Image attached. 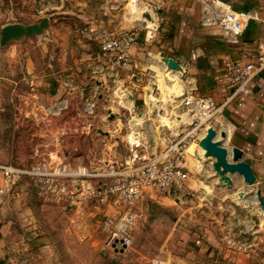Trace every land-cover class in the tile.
I'll use <instances>...</instances> for the list:
<instances>
[{"label": "rangeland", "instance_id": "1", "mask_svg": "<svg viewBox=\"0 0 264 264\" xmlns=\"http://www.w3.org/2000/svg\"><path fill=\"white\" fill-rule=\"evenodd\" d=\"M49 1L52 0H0V32L5 24L37 22L33 31L27 34L33 38L31 41L25 39L19 44L10 45L0 39V164L29 168L46 159L47 168L56 170L63 165L68 172L65 176L67 180L85 178L96 183L101 177L95 173L104 165V159H120L128 153L125 133L133 121L127 122L130 117L127 107L132 99L129 96L127 99L125 94L131 93L133 101L138 105L143 102V88L152 90L151 84L128 87L123 80L109 82L101 91L106 99H101L97 92L86 93L87 97H91L90 103L94 102L92 111L83 107V102L89 99L74 100L73 97V100L70 98V104L63 106L41 105L37 100L50 97L49 93L47 97L44 95V89L52 81L59 82L52 73L55 72L53 74L57 76L56 71L62 68L63 59L66 63L68 61L82 66L84 58H76L83 47L80 43L84 36L80 32L82 27L94 23H103L113 28L135 24L144 35V23L140 17L131 19L127 4L133 0H91L93 4L88 13L97 18L94 22L82 18L79 4H70L76 0H65L69 4L67 9L49 8V5L46 6ZM158 31L159 27L155 38ZM51 35H56L57 41H51ZM68 44L72 49L69 59L63 57L64 47ZM184 76H174L175 80H171L174 79L172 77L170 82H166L165 78L164 83L159 80L160 95L148 93L151 107L155 108L156 120L160 125L167 124L173 131L179 125L174 126L169 111L161 113L159 108L171 97L172 93L166 88L171 84L183 85L181 79ZM123 88L126 92L122 91ZM66 97L61 93L59 100ZM104 107L112 109L113 121L110 119L109 122V116H106V121L103 120ZM36 113L50 114L54 118L53 138L48 140L47 150H38L35 146L36 136L32 132L37 123L31 121L30 115ZM176 115L182 118L188 116L184 112ZM63 119H67L69 124L63 123ZM152 121L145 120L142 124L151 125ZM83 128L85 133L80 131ZM100 128L113 130L112 134L105 138L99 135ZM164 128V131H168L166 126ZM193 141L191 139L189 143ZM185 158L190 176L185 181L189 184L186 191L171 196L154 190V198L151 200H145V197L139 199L134 207L136 214L130 229L131 241L122 251L108 243L112 224L119 219L125 208L122 202L114 200L113 195H109L107 200L90 196L77 207L66 208L62 202L38 194L27 175H22L12 184L6 183L0 169V181L5 184L7 212L15 213L23 202L30 201L37 219L36 225L31 228L29 225L33 222L13 219V227L5 234L1 245L5 256L11 247H22L29 254L31 264H220L216 256L194 249L191 246L193 237L201 234L213 220L220 230L237 223V212L241 214L238 205L246 210H251L250 205H253H246L238 196L243 194L246 198L254 197V183L246 184L242 180L240 184L239 180L228 187L220 184L212 168L214 157L205 155L198 141L190 146L188 152L185 151ZM234 175L238 179V174ZM22 190L26 193L20 197ZM230 203L234 206L232 212L228 211L232 207ZM256 205L260 208L259 204ZM229 216L232 218L229 219ZM252 216L258 223V217L261 216ZM82 223L86 225L85 230L81 229ZM261 223H264V219ZM35 233L36 237L44 235V241L37 245L30 242ZM5 264L11 263L5 258Z\"/></svg>", "mask_w": 264, "mask_h": 264}, {"label": "crops", "instance_id": "2", "mask_svg": "<svg viewBox=\"0 0 264 264\" xmlns=\"http://www.w3.org/2000/svg\"><path fill=\"white\" fill-rule=\"evenodd\" d=\"M228 1L236 9H245L255 13V16L249 19L238 42H226L217 27L202 25L199 22V4L197 1L165 0L158 9L161 19L156 38L154 37L152 41L146 42L144 41L143 32L138 31L136 40L130 47V60L125 67L112 71L101 70L97 41L83 36L80 39L83 47L79 50V56L76 57L80 59L84 58L82 66L75 63L71 64L68 61L66 63L63 59L62 68L56 71L57 76L53 74L55 72L52 73L54 79L59 82L52 81L49 83L48 88L44 89V95L47 97L49 93L50 97H44L45 99L40 98L37 102L47 106L52 104L61 105V102L65 99L67 104H70V98L73 100V97H75L74 100L78 98L90 100L91 97H87L86 93L92 91L93 93L97 92L98 95L100 94L101 99H106L102 96L101 91L112 81L119 82L123 80L127 82L126 86L128 87L129 85L134 87L138 84L143 85V87L148 86L153 81H156L154 72L149 69V65L154 63L162 67L156 59L149 55L150 52L157 50H161L165 55L173 56L186 67V75L181 80L188 87L194 86L195 94L201 96L209 95L216 101H222L230 90L224 67L225 62L229 59L254 61L257 57V46L260 43L264 44V0ZM47 3L46 6L49 5V8L62 7L63 9H67L69 5L65 0H57L56 2L52 0ZM70 4H79L78 10H81L80 14H82L83 19L91 22L97 20L94 15L88 13L93 1L76 0L73 3L70 2ZM36 24L37 22H13L5 24L1 28L0 39L3 43L8 42L10 45H15L17 42L19 44L20 41H25V39L31 41L33 38H30L27 34L29 35V32L33 31L32 28L36 27ZM41 35L39 36L41 37ZM57 38L56 35H51V41H57ZM73 40L76 41L75 38ZM154 41L155 43L153 44ZM69 47V44L64 47L63 55V57L67 56L68 59L72 56V49ZM76 62H78L77 59ZM146 90L143 88V102L141 101L142 103L138 104H142V107L139 106V110L147 112L149 116L148 120L153 119V121L151 125H145L142 128L144 134L143 145L137 149H146V152H152L164 147L166 137L172 135L174 132L167 124L160 125L158 120H156V115L151 112L149 107L152 104L148 97V93H151V90L148 88ZM122 91L126 92L124 88ZM61 93L67 97L59 100ZM145 93L146 101L149 105L144 103ZM54 95L56 97H53ZM88 102H91V100ZM88 102H83L84 109ZM223 111L226 120L232 127L225 145H236L242 149L241 158L250 165L256 178L254 189L259 188L261 195L264 197V69L252 79L250 92L231 98ZM30 118L31 121L37 123L32 132L36 136L35 146L38 150H47L48 140L53 138V115L36 113L31 114ZM62 121L63 123H68L67 119H63ZM164 126H166V129L168 128V131H164ZM80 131L85 133L84 128L80 129ZM65 132L66 130L63 133ZM103 133L100 132L99 135L105 138L108 137V134L104 133V135ZM51 143L53 142L51 141ZM237 176H239L238 179H235V175L232 174L231 185L235 181L240 180V184L243 182L242 176L239 174ZM186 185L189 186L187 182ZM21 187L24 189V186ZM4 190L5 184L3 181H0V264H5L6 254L1 245L5 234L10 232L13 227V219H27L30 223L33 222L32 225H29V228L35 226V221L37 220L35 218L36 213L33 212V204L31 205L30 201H25L22 206L17 207L15 210L16 214L12 213V211L8 213ZM21 193L20 197L26 191L22 190ZM63 206H66V208L70 207L65 204ZM230 206L232 207H229L228 211L232 212L234 206L231 203ZM238 206L241 207L239 211L243 215H239L237 212V223L232 221L234 225L220 230L216 228L215 221L213 220L209 226L205 227L204 231H201V234L193 235L191 246L194 249L204 250L210 256H216L215 259L220 264H264V234L262 233L264 223H261L262 219H264V211H261L256 204L250 205L251 210L242 209V206ZM252 215L261 216L258 217V223L253 220ZM230 218L232 216H229ZM249 230H251L250 233ZM229 231H233L235 234L247 231L246 234L251 244L250 248L248 250H241L229 244L226 241V234ZM36 234L33 235L30 241L33 245L44 241V235L36 237Z\"/></svg>", "mask_w": 264, "mask_h": 264}, {"label": "built area", "instance_id": "3", "mask_svg": "<svg viewBox=\"0 0 264 264\" xmlns=\"http://www.w3.org/2000/svg\"><path fill=\"white\" fill-rule=\"evenodd\" d=\"M143 1L149 15L157 22V26L153 27L151 25L152 19L149 20L150 16H143L140 19L144 23V41L150 42L158 30L161 19L158 9L165 0ZM195 1L199 4V22L205 26L217 27L226 42H238L249 19L255 16L252 11L234 8L228 0ZM138 30L135 24L129 27L113 28L103 23H94L85 25L80 29V32L82 35L97 41L101 70L112 71L125 67L129 62L130 47L136 40ZM257 50V57L254 61L229 59L225 62L224 67L230 90L222 101H216L209 95L195 94V87H188L184 83L185 90L181 97H169L167 103H165L167 108L160 107L159 110L161 113L166 112V110L169 111L168 115L175 122L182 123L179 125L180 131L168 135L164 147L159 150L146 152V149H137L143 145L144 134L142 128L145 125L142 122L148 120L149 116L144 110L141 111L140 117L136 115L137 111H140L139 105L133 101L132 94L129 95L132 97V103L127 107L130 112L127 122L133 121L125 133V145L128 148V153L120 159H104V165L95 173L101 177L96 183L85 178L67 180L65 176L68 172H66L65 167L62 165L56 170L47 168L46 159L29 168L0 164L4 181L12 184L22 175H27L38 194L74 207L80 205L82 201L90 196H94L98 200H107L109 195H113L114 200L122 202L125 208L119 219L112 224L108 243H111L114 249H118L122 245H128L131 241V224L136 214L135 203L143 197L154 198V190L171 196L185 192L188 187L185 181L189 172L185 164L186 144L191 139L198 141L209 126L214 127L216 132L225 131L230 126L223 111L225 105L234 96L248 94L252 79L264 69V44L260 43ZM154 82H157V80L153 81L151 85ZM151 92L154 95H160V86L157 85L154 89L152 88ZM144 103H146L145 100ZM63 105H67L65 99L61 102V106ZM93 106L94 103L88 102L85 109L92 111ZM104 109L103 120L106 121L105 118L110 115L112 109L109 107H104ZM151 112L154 113L152 109ZM182 112H185L188 116L190 115L185 122L181 117L179 119L175 118L177 113ZM117 119L119 118L117 117ZM109 122H111L110 118ZM101 130L107 131L109 135L113 131ZM133 137H136V140L132 139ZM79 174L85 175L87 173ZM247 231L236 234L229 231L226 234V241L235 248L248 250L251 244L246 234ZM6 259L11 264H31L29 254L22 247H11Z\"/></svg>", "mask_w": 264, "mask_h": 264}, {"label": "water", "instance_id": "4", "mask_svg": "<svg viewBox=\"0 0 264 264\" xmlns=\"http://www.w3.org/2000/svg\"><path fill=\"white\" fill-rule=\"evenodd\" d=\"M145 16L149 17L150 15L149 13H145ZM149 55L156 59L162 66L160 67L153 63L149 65V69L154 72V76L157 80V82H154L151 85L153 89L157 87V85L159 86V80H161L162 83L165 82V73L167 72H175L179 76H184L186 74V67L173 56L165 55L161 50L150 52ZM184 90V84L177 85L174 87L171 97H181L184 94ZM139 106H142V104ZM137 113L141 116L142 112L137 111ZM113 116V113H110L109 118L112 119ZM175 118L179 119L180 116L175 115ZM99 131L108 134L107 131H102L101 129H99ZM219 132L220 135L224 137L225 132L223 130H220ZM216 133V129L209 126L204 135L198 139V142L204 148L205 155L214 157L212 168L216 171L219 180L218 182L229 186L232 183L231 174H239L242 176V179L246 184L255 183L256 178L250 165L241 158L243 153L242 149L236 145H225L221 139L215 137ZM253 194L258 200L259 206L264 210V197L261 195L260 189H254ZM124 247L125 245H122L120 250L122 251Z\"/></svg>", "mask_w": 264, "mask_h": 264}, {"label": "bare ground", "instance_id": "5", "mask_svg": "<svg viewBox=\"0 0 264 264\" xmlns=\"http://www.w3.org/2000/svg\"><path fill=\"white\" fill-rule=\"evenodd\" d=\"M127 8H128V10H129V14H130V16H131V19H133V20H135V19H138L139 17L140 18H143V16H145V13H149V11H148V9L144 6V4L143 3H141L140 2V0H133L132 1V3L131 4H127ZM152 19V20H151ZM149 20H151V25L153 26V27H155V26H157V22L155 21V20H153V18L150 16V18H149ZM168 73H170V72H167V73H165V78H167V80H166V82H170V79L173 77V76H175V77H178V74L176 73V74H171V75H169ZM173 73H175V72H173ZM178 85H179V83H178ZM177 85H174V84H171V86H168L167 88H166V90L169 92V93H172V91H173V89H174V87H176ZM152 87V86H151ZM146 93H147V91H146ZM131 94V93H130ZM129 93H126L125 95H127V99H128V96L130 95ZM170 95V94H169ZM130 97V96H129ZM131 99H132V97H130ZM171 98V97H170ZM145 99V101H146V98H144ZM128 102V101H127ZM132 103V102H131ZM146 103H147V101H146ZM127 104H129V102L127 103ZM130 105V104H129ZM149 105V104H148ZM149 107L153 110V112H154V110H155V108L154 107H151L150 105H149ZM162 107H164V109H166L167 108V106L164 104V103H162ZM184 114H185V112H184ZM136 115H138L139 117H140V115L137 113ZM181 117V116H180ZM184 118V122L185 121H187V119H189L188 118V116H183ZM190 117V116H189ZM137 118V117H136ZM182 118V117H181ZM138 119V118H137ZM172 119V118H171ZM186 119V120H185ZM175 122V121H174ZM182 123V122H181ZM180 122L178 123V122H175V124H174V126L177 124V125H180L181 124ZM231 130H232V127H231V125L224 131L225 132V135H224V137H222L221 135H220V132L218 131L216 134H215V137L217 138V139H221V141L225 144V142H226V140L229 138V132H231ZM178 131H180V126H178V127H175V131H173L174 133L175 132H178ZM203 131H204V129H203ZM203 131L201 132V134L203 133ZM132 139H134V140H136V137H133ZM194 142H196V141H193V142H191V143H189V145L186 147V151L188 152V150H189V148H190V146L194 143ZM227 145V144H226ZM223 184V183H222ZM225 185V184H224ZM227 186V185H226ZM239 199H241L242 198V200H243V202H245L246 203V205H248V204H258V200H257V198H256V196L255 197H253V198H251V199H247L246 197H244V195L243 194H240L239 196ZM241 200V201H242ZM260 209L261 210H263V208H261L260 207ZM264 211V210H263ZM81 229H83V230H85L86 229V225H85V223H82V225H81Z\"/></svg>", "mask_w": 264, "mask_h": 264}]
</instances>
